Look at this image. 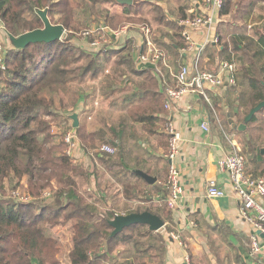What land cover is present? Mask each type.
I'll return each mask as SVG.
<instances>
[{"label":"trees","instance_id":"16d2710c","mask_svg":"<svg viewBox=\"0 0 264 264\" xmlns=\"http://www.w3.org/2000/svg\"><path fill=\"white\" fill-rule=\"evenodd\" d=\"M114 1L123 11L122 14L106 18L104 24L112 29H118L125 22L133 20L132 16L138 15L144 4L152 5L149 0H133L131 5ZM100 2L101 0H0V17L9 34L20 36L27 31L43 28L44 22L39 15L41 10H47L50 21L62 24L66 30L62 40L30 43L24 48H16L11 42L10 45L5 44L3 65L0 62V195L5 197L8 187L12 185V190L22 187L30 199H0V264H60L56 257L57 242L49 231L67 222H72L73 229L70 264H102L106 261L119 264L113 253L120 245H131L134 252L139 254L128 256L133 259L130 264H152L154 257L160 259L158 264H165L167 239L158 231H151L148 225L134 224L111 236L114 227L110 220L118 213L110 208L102 211L100 205L105 201L104 196L94 200L85 197L80 190L78 178L88 179L91 173L66 153L67 143L64 137L73 127L72 124L65 126L61 141H57L51 132L55 114H61L66 104H76L82 96L85 89L81 85L86 77H97L103 66H107L110 59L120 53L124 55L116 61L115 69L119 67L122 79L118 82L117 77L110 73L104 80L106 84H102L103 95L107 97L113 90L115 92L125 88L120 85L130 82L129 75H125L128 71L134 73L143 80L138 83V91L131 96L129 118L141 123L149 134H156L161 127L164 128L165 119L160 114L166 111V93L160 91L158 77L151 69H136L133 61L127 59L130 54L129 41L120 48L99 50L95 55H104L102 61L96 59L93 52L73 43L74 34L84 28L76 19L77 10L83 6L96 7ZM255 4V0L249 4L250 7L244 14L246 21L250 20ZM153 5L154 10L161 14L158 21L175 28L172 36L165 34L171 41L162 47L176 55L178 50L187 46L181 35L182 27L178 18L166 20L169 15L160 4ZM185 6L187 4L180 8L182 13L179 17L189 16ZM234 6V0H224L220 10L221 19L232 14ZM113 19L121 20L122 24L111 26ZM222 31L218 24L220 42L223 40ZM219 47L218 55L235 64L234 82L226 85L225 94L231 116L240 115L242 122L250 109L264 100V29L255 27L251 34L234 33L231 36V46L226 44ZM235 52H240L239 65L235 62ZM122 65L127 67H122L123 71L120 68ZM64 91L72 94L69 103L62 98ZM262 113L264 108L248 123L247 131L249 125L260 120ZM53 115L51 122L47 118ZM74 129L87 148L98 146L96 136H100L101 141H110L106 139L104 132H88L85 125L80 124ZM114 140H111L112 144L118 146ZM239 152L245 155L241 150ZM99 159L111 166L109 162L112 163V159L106 156H100ZM251 161L254 164L263 163L262 149L255 152ZM247 163L246 159L247 173L253 176L264 175V168L259 171L256 166L253 173L247 169ZM122 167L124 172L136 175L128 164L125 163ZM97 176L95 174L96 179ZM144 182L143 179L140 183L119 180L127 200L147 202L151 200V194L146 191ZM97 186L100 188L98 182ZM157 186V191H164L166 198L169 188ZM47 191L51 192L49 198L44 196ZM50 200L54 203H50ZM146 210L159 215L165 221L166 233L171 232V209L167 201L162 211L145 206L129 210L127 214ZM142 238L148 241H143ZM154 250L158 253L149 255Z\"/></svg>","mask_w":264,"mask_h":264},{"label":"crops","instance_id":"0c3cea01","mask_svg":"<svg viewBox=\"0 0 264 264\" xmlns=\"http://www.w3.org/2000/svg\"><path fill=\"white\" fill-rule=\"evenodd\" d=\"M152 2L159 3L164 12L169 14L165 3L160 0ZM187 2V6H185L187 14L206 13L203 0ZM217 19L211 26H205L194 32L193 39L197 47L205 46L201 55V69L219 74L225 81L223 89L220 87L208 89L213 105L214 107L220 106L222 102L223 107L228 109L225 87L229 84V71L224 68V62L229 61L223 60L218 55L220 47L214 42V38L218 37L217 25L221 21V17ZM257 24L259 25V23ZM259 28L264 29V25ZM130 38V54L127 59L133 61L136 69H151L158 77L162 92H165L164 83H174V72L181 65H191L192 63V52L182 54V50H178V53L174 55L165 47L163 48L162 45L166 46L171 41L163 34L161 39L156 42L166 51L170 67L162 64L164 73L161 78L152 63L139 62L136 53L132 51V41L140 43L143 38L141 33L134 30L130 33ZM140 50L143 52L146 48L143 46ZM122 67L127 68L126 65L120 66L122 71ZM118 69L119 67L117 70H112L111 75L117 77L119 82L122 77H120L121 73ZM127 75H129L130 82L120 84L125 88L115 92L113 90L107 97L101 95L99 88L85 89L86 91H83L76 104H66V108L61 111V114L71 120V115L77 113L79 125H85L88 132H104L106 139L110 140L108 142L101 141L100 136H96L98 146L87 148L78 137L74 161L89 170L90 178H95L101 165L103 169L110 171L115 168L123 169L122 166L125 163L131 167L134 173H136L135 170L140 169L156 177V182L149 184L137 173L136 175L141 178L129 172H127V176L132 175L135 182L138 183L143 179L147 186L146 191L151 194V200L142 202V204L153 207L156 211H162V207L166 205L167 197L164 198V191H157L156 185L168 188V168L171 162L167 158L168 137L163 127L156 134H149L141 123L129 118L128 109L132 105L131 96L138 91V83L143 79L129 71L125 76ZM136 81L137 84H135ZM103 99L109 103L102 105ZM213 109L199 92L190 91L180 99L171 113L180 135L179 153L174 163L179 170L182 184V192L176 208L169 207L172 217L171 228L177 230L179 236L182 235L181 238L184 237L185 241L174 239L168 234L165 264H186L187 256L190 257L192 264H264V235L260 234L259 236V250L252 251V236L255 234V227L241 215L240 203L234 194L230 176L228 172L222 171L219 167V162L233 149L239 151L243 144V138L240 133L227 136L226 126L223 130L220 122L217 126L221 132L217 130L211 116V112L216 113V109ZM167 114L166 110L160 116L165 119ZM229 117L228 124L231 127H228L234 131L235 124L230 122ZM204 123L208 125V130L203 128ZM111 140L117 142L118 146H114ZM105 144L113 146L115 152L113 154L102 152L101 147ZM100 156L112 159V163L109 162L111 166H106V163L99 159ZM209 180H216L218 185L226 191V195L224 197L208 196L207 182ZM96 186L95 183L93 187ZM101 187L102 185H100ZM100 196H105V193H100ZM261 201L264 204V197Z\"/></svg>","mask_w":264,"mask_h":264},{"label":"rangeland","instance_id":"374dc122","mask_svg":"<svg viewBox=\"0 0 264 264\" xmlns=\"http://www.w3.org/2000/svg\"><path fill=\"white\" fill-rule=\"evenodd\" d=\"M187 1L189 0H161V2L167 5L168 10H170L168 14L169 19L170 17L174 19L184 18V17H179L180 14L182 13L180 8L182 7V5L187 4L188 3ZM253 1L254 0H234L235 6L233 8L232 14L228 16H224L221 19L223 20V22L219 23L220 28L223 30L222 31L223 40L217 43L218 46L226 45V44H230L231 46V36L234 33L247 32L251 34V33H254L255 27H262L264 25V0H255L256 4L252 10L254 15L253 16L251 15L250 20H247V21L244 18V14L246 10L250 7L249 4ZM153 3L155 2H152V5L144 4L142 6L140 13H137L138 15L132 16L134 18L133 20H129L125 22L124 24H122L121 20L113 19L110 25L111 24H113V26L119 25V23H121L122 25L129 24L133 29H138V27H140L141 25L147 24L152 29V32H153L152 39L155 42L156 40L161 39L163 34L169 33V35L172 36L175 31V28L170 25H167L166 23H163V21L162 22L158 21L161 14L159 13L158 10H154ZM122 11H123V8L119 6L117 3H115L114 0H101V2L97 4L96 7H93V8L91 7L85 8L84 6L83 8H79L76 12L77 13L76 19L78 22L83 24L82 28L83 27L84 28L81 29L79 32H76V34H74L73 43L77 45H81L87 51L93 52L94 55L97 54L98 51L91 48L89 45V42L85 38H83L81 35V31H83L84 29L91 28L97 31L96 39H100L102 37L103 39L102 45L111 47L112 45L117 46L118 44H122L123 42L121 40H117L115 38L111 39L108 32H105L102 29L103 26L105 25L104 23H106L105 20L108 16H111L114 14H122ZM168 17L166 18V20H168ZM166 20L164 22H166ZM257 23H259V25ZM167 31H170V32H167ZM1 35L2 33H0V38H1ZM62 39L63 37L61 38V40ZM5 40L10 45L8 35ZM105 40H107V44L106 42H103ZM106 50L103 49V51H106ZM237 53L236 52L234 53L236 54L235 62L239 65L240 59L238 55H240V52H237ZM123 55L124 53L115 54L110 59V62L108 63V65L105 67L103 66L102 71L97 77L92 78V76L88 75L84 83L81 85V87L86 90H89L91 87H95L96 89L99 88L101 95H102L103 94L102 84H106L104 80H106V77L110 73H112V70L115 69V64H116L115 62L118 61ZM95 57L99 61H102L104 60L105 56L99 55L98 57L97 55H95ZM62 93H63L62 94L63 100L69 103L70 100L72 99L71 98L72 94L66 91ZM107 103H109L107 102V100L105 99L102 100V105H105ZM214 109H216V113L211 112V116L213 117V122L217 130L220 131L219 127L217 126V124L220 122L222 124L223 130H224V126H226L225 131L227 132V136L233 133H240L243 138V144L241 145V148L239 150H241L246 156V159L248 162L247 169L250 172L254 173L257 169L256 168L257 166L259 168V171H261L264 168V161L263 163L254 164L251 160L254 159V155L256 151H258L259 149H264V113H262L259 116L260 120L257 123L249 125L248 131L246 130L242 133L238 131L239 130L238 126L243 122V121L240 122V118H241L240 115H237V116L234 115V117L233 116L229 117L228 115L229 114L231 115V112L229 111V109H226L223 107L222 102L220 106L216 105ZM226 110H228L229 112ZM216 114H217V117H216ZM53 117L54 115L47 119L51 120L52 122ZM228 117L234 121V124H235L234 131H231L229 129V127L231 126L230 124H228ZM71 124H72V119L70 120L68 117L61 115V114H58V115L55 114V120L51 124V132L57 141L58 140L61 141L64 130H65V126L67 125L69 126ZM222 135H223V132H222ZM263 159H264V154H263ZM105 165L108 166V164H105ZM98 170L99 172L97 174L98 175L97 177L99 179L98 178L96 179V177L90 178L89 176L88 179L78 178V181H79V187H80L81 192L85 195L86 198L88 197L89 200L90 199L94 200V198L97 199V197L100 198L101 197L100 193H105V196H104L105 198L103 197L105 201L104 203L100 205V208L102 209V211H104L107 208H110L116 211V213L118 214H127L129 210L147 206L145 204H142V202L139 200H134V199L127 200L123 194L124 188L122 184L120 183V185H118L119 180H122L124 182H135L132 175L127 176V173H125L122 168H115L113 169V171H110L109 169L108 171L106 169L107 170L106 171L105 169H103L102 165H101V168ZM97 182L100 185H102L101 188H99L98 186H96L95 188L93 187L95 183L97 184ZM11 187L12 185L8 187V192L5 197L0 195V199L4 198L5 200H21V197L25 195L24 189L20 187L16 189L17 190L16 191V190H12ZM49 202L52 203L53 201L50 200ZM172 230L174 231V233L179 235L177 230H174V229ZM158 232L162 234L168 240V234L170 236V233H166L165 226L161 228L160 230H158ZM49 233L50 235L54 237V239L57 242L58 251H57L56 257L57 259H59L60 264H70L69 254L72 248V237H73L72 222H67L66 224L63 223L61 225H57L53 227L49 231ZM181 237L179 236V240L185 241L184 237L183 238ZM141 240L148 241L146 238H142ZM134 251L135 249L131 245H120L119 247H117V250L113 253V257L119 262V264L122 262L126 264H130V262H132L133 259L129 258L128 256L129 255H132V256L139 255L138 253H135ZM157 253L158 251L156 252V250H154L149 255H156ZM145 259L146 261H148V258H145ZM159 260L160 259L154 257L151 263L158 264ZM189 260H190V257H189ZM102 264H112V261H106ZM190 264H192L191 261H190Z\"/></svg>","mask_w":264,"mask_h":264},{"label":"built area","instance_id":"2783aa9c","mask_svg":"<svg viewBox=\"0 0 264 264\" xmlns=\"http://www.w3.org/2000/svg\"><path fill=\"white\" fill-rule=\"evenodd\" d=\"M223 4L224 0H203V7L205 8L206 13L194 16L189 15L178 20L179 25L182 27L181 35L187 43V46L181 49V53L192 52L193 57L191 65L183 64L176 72H174L173 84H168V82L164 83V90L167 96L165 109L168 111L165 118L164 129L168 137L167 158L171 161L168 168L169 194L167 196V204L171 209L176 208L177 201L182 192L179 170L174 163V160L179 153L180 135L175 127L171 113L180 99L190 91L199 92L205 101L214 108L208 89L212 87H220L223 89L225 81L219 74L201 69V55L205 46L199 45L197 47V44H195L193 39V33L201 30L205 26H211L216 19L220 17V10L223 7ZM102 29L105 32H108L111 39L115 38L123 42L122 44L117 45L119 48L131 39L130 33L132 31L135 30L141 33L143 36L142 43H137L133 40L132 51L136 53L139 62L152 63L155 66L156 72L161 78H163L162 74L164 71L162 69V64L170 67L168 65L167 53L163 48L158 46L155 41H153V32L149 25H141L138 29H133L129 24L122 25L118 29H112L104 25ZM0 33H2L0 38V62L3 65L6 52L5 44L7 43L5 39L8 34L1 17ZM96 34L97 31L91 28L81 31L82 37L89 41L90 47L94 50L99 51L109 48L108 46L102 45V37L96 39ZM103 42H106L107 44V40ZM214 42L218 43L219 37H215ZM143 46L146 50L141 52L140 49ZM111 47H116V45H112ZM2 68H4V66H2ZM224 68L229 71L228 82L233 83L235 64L224 62ZM203 128L208 130V125L204 123ZM64 139L67 143L66 153L74 158V152L78 145L76 130L73 127L70 128L66 132ZM101 149V151L106 154H113L115 152V148L109 144L103 145ZM219 167L222 171L228 172L230 176L234 194L240 203L241 215L255 227V234L252 236V251L256 252L260 248L259 236L260 234L264 235V204L261 201L264 197V175L253 176L248 174L246 171V157L236 149H233L219 162ZM207 194L210 197H224L226 191L218 185L216 180H209L207 182ZM44 196L47 198L51 197V192H45ZM29 199V195L21 197V200L23 201ZM170 236L174 239H179V235L174 232H171ZM186 264H190L188 256L186 258Z\"/></svg>","mask_w":264,"mask_h":264},{"label":"water","instance_id":"95a60500","mask_svg":"<svg viewBox=\"0 0 264 264\" xmlns=\"http://www.w3.org/2000/svg\"><path fill=\"white\" fill-rule=\"evenodd\" d=\"M117 1L121 4H133V0ZM39 15L44 22L43 28L27 31L20 36H15L13 34L7 33L10 42L16 48H24L28 44L35 42H53L61 40L66 31L65 27L62 24H53L47 15V10L39 11ZM263 108L264 100L258 103L256 106L252 107L249 113L245 116L243 122L238 126L239 131L246 130L248 123L252 120L254 115ZM71 119L73 120V127L78 128V114L73 113L71 115ZM230 122L234 123L232 119H230ZM262 153L264 154V149H262ZM135 172L139 174L143 179H145L149 184H153L157 180L156 177L151 176L140 169L135 170ZM138 223L148 225L149 229L154 232L160 230L165 226V221L159 215L147 210L142 212H132L128 214H117L112 220H110V224L114 227L111 236H115L116 234L123 231L124 228Z\"/></svg>","mask_w":264,"mask_h":264}]
</instances>
